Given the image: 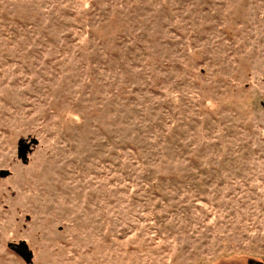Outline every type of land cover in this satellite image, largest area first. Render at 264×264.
Masks as SVG:
<instances>
[{"label":"rangeland","instance_id":"obj_1","mask_svg":"<svg viewBox=\"0 0 264 264\" xmlns=\"http://www.w3.org/2000/svg\"><path fill=\"white\" fill-rule=\"evenodd\" d=\"M1 170L0 264H264V0H0Z\"/></svg>","mask_w":264,"mask_h":264},{"label":"water","instance_id":"obj_2","mask_svg":"<svg viewBox=\"0 0 264 264\" xmlns=\"http://www.w3.org/2000/svg\"><path fill=\"white\" fill-rule=\"evenodd\" d=\"M31 143L32 144H36L37 140L36 139H32L30 143L21 142L19 144L18 155L21 158L22 162H24L26 157H27V152H28V150L30 148V144ZM7 175H8V171H5V170H1L0 171V176L1 177H5ZM8 247L11 250L15 251L19 256H21L25 262H30V260L32 258V254L28 250V247H27V245L24 242H21L19 244L9 243Z\"/></svg>","mask_w":264,"mask_h":264}]
</instances>
